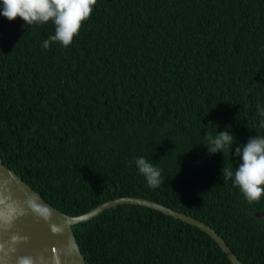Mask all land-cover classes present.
Wrapping results in <instances>:
<instances>
[{
    "label": "trees",
    "instance_id": "obj_1",
    "mask_svg": "<svg viewBox=\"0 0 264 264\" xmlns=\"http://www.w3.org/2000/svg\"><path fill=\"white\" fill-rule=\"evenodd\" d=\"M0 15V158L70 216L146 198L215 229L244 264H264V197L223 181L239 158L209 155L264 136V0H97L70 47ZM165 181L150 188L134 160ZM87 264H233L201 229L121 205L73 227Z\"/></svg>",
    "mask_w": 264,
    "mask_h": 264
},
{
    "label": "water",
    "instance_id": "obj_2",
    "mask_svg": "<svg viewBox=\"0 0 264 264\" xmlns=\"http://www.w3.org/2000/svg\"><path fill=\"white\" fill-rule=\"evenodd\" d=\"M29 202L44 206L47 218L37 214ZM138 205L159 211L207 233L233 264H244L226 240L208 224L158 202L139 197H122L105 202L80 215H67L47 202L0 158V264H17L29 256L34 264H87L73 227L90 221L104 211L121 206ZM257 217L264 219V213ZM56 227L57 232L52 228ZM26 238L13 242V237ZM14 249V251H13Z\"/></svg>",
    "mask_w": 264,
    "mask_h": 264
},
{
    "label": "clouds",
    "instance_id": "obj_3",
    "mask_svg": "<svg viewBox=\"0 0 264 264\" xmlns=\"http://www.w3.org/2000/svg\"><path fill=\"white\" fill-rule=\"evenodd\" d=\"M96 4L97 0H0V15L10 23L19 18L26 27L52 23L55 34L44 40L42 47L47 50L50 44L58 43L67 48L79 35L82 25L91 17ZM258 115L264 117V108L258 106ZM230 127L216 135L207 132L203 137L207 143L203 145L209 155L231 151L233 156L239 158L235 172L223 166L221 178L224 182L232 180L233 187L239 189L249 204L259 203L264 197V136L250 137L246 144L235 147L233 151L235 136L228 130ZM134 163L139 174L153 190L165 182L161 179V170L147 159L136 158ZM29 205L37 214L47 218L44 206L32 202ZM52 231L57 232L58 229L54 226ZM21 239L26 238L14 236L13 242ZM17 264H34V259L23 256L18 259Z\"/></svg>",
    "mask_w": 264,
    "mask_h": 264
}]
</instances>
